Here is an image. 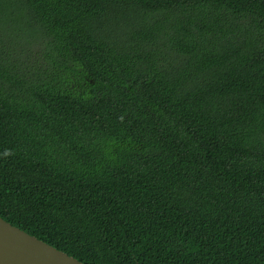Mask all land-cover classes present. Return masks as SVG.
Masks as SVG:
<instances>
[{"label":"trees","instance_id":"trees-1","mask_svg":"<svg viewBox=\"0 0 264 264\" xmlns=\"http://www.w3.org/2000/svg\"><path fill=\"white\" fill-rule=\"evenodd\" d=\"M0 217L83 264H264V0H0Z\"/></svg>","mask_w":264,"mask_h":264},{"label":"water","instance_id":"water-1","mask_svg":"<svg viewBox=\"0 0 264 264\" xmlns=\"http://www.w3.org/2000/svg\"><path fill=\"white\" fill-rule=\"evenodd\" d=\"M0 264H83L0 217Z\"/></svg>","mask_w":264,"mask_h":264}]
</instances>
